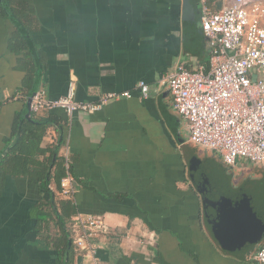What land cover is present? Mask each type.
<instances>
[{
	"label": "crops",
	"instance_id": "0c3cea01",
	"mask_svg": "<svg viewBox=\"0 0 264 264\" xmlns=\"http://www.w3.org/2000/svg\"><path fill=\"white\" fill-rule=\"evenodd\" d=\"M12 3L32 12L24 23L35 57L27 49L13 50L17 27L2 13L0 0V155L13 141L16 115L30 111L33 93L28 95L25 80L38 62L44 68L33 92L42 87L52 99L66 94L72 80L78 101L98 103L108 92H132L94 112L68 116L62 111L68 124L59 154L68 145L84 214L101 216L110 228L93 239L94 256L74 248L75 264H259L251 256L263 239L228 251L207 223L201 194L189 176L193 154L186 148L192 142L186 121L174 109L168 88L159 84L181 62L209 67L200 1ZM208 3L216 9L221 5L219 0ZM140 80L150 85L148 98L137 90ZM58 137L57 129L49 127L42 146H51ZM50 188L61 197L55 183ZM42 196L47 193L33 178L7 176L0 194V264L54 263L56 251L41 236L33 215ZM49 228L58 235L54 223ZM152 234L155 242L147 243Z\"/></svg>",
	"mask_w": 264,
	"mask_h": 264
},
{
	"label": "built area",
	"instance_id": "2783aa9c",
	"mask_svg": "<svg viewBox=\"0 0 264 264\" xmlns=\"http://www.w3.org/2000/svg\"><path fill=\"white\" fill-rule=\"evenodd\" d=\"M201 28L210 48L209 67L192 68L185 62L159 82L168 88L177 113L186 121L189 139L206 150L217 152L232 166L264 164V0H219L216 9L208 0H199ZM137 90L143 98L150 85L140 80ZM131 91L108 92L98 103L78 101L75 82L67 93L49 98L44 88L30 97V111L63 109L68 116L76 111L94 112L112 99L131 97ZM68 146V145H67ZM65 146L67 174L61 180L59 195L75 199L76 184ZM69 223L76 250L94 256L93 239L109 233L101 216L74 214ZM152 234L147 243L153 244ZM264 264V245L251 256Z\"/></svg>",
	"mask_w": 264,
	"mask_h": 264
},
{
	"label": "trees",
	"instance_id": "16d2710c",
	"mask_svg": "<svg viewBox=\"0 0 264 264\" xmlns=\"http://www.w3.org/2000/svg\"><path fill=\"white\" fill-rule=\"evenodd\" d=\"M22 6L20 3L14 7L12 0H1L2 13L12 19L17 27V33L13 35L11 45L13 50L19 53L27 49L26 54L32 57L35 45L28 36L29 26L27 30L24 23L27 14L28 21L31 19L32 12L29 8L27 10ZM39 56L40 61L43 60L44 54L41 53ZM43 68L42 62H38V66L34 64L30 68L25 80V87L29 89L28 95L34 93L36 80ZM62 111L63 109H53L47 116L39 117L34 113H32L34 115L28 116V109H25V112L16 115L12 128L13 141L0 155V194L3 192L8 175L33 178L42 192L47 193L46 197L42 196L39 199L33 210V215L41 236L52 244L56 251L53 264H75V245L71 238L68 222L74 214L84 213V211L77 194H75L74 200L64 199L58 197L57 193L50 188V185L55 183L59 191L61 180L67 174L65 157L59 154L65 141L64 131L68 124V119L62 115ZM51 126L57 129L59 137L51 146L43 147L42 141ZM70 167L72 172V164ZM51 223L57 227L58 235L51 234L49 228Z\"/></svg>",
	"mask_w": 264,
	"mask_h": 264
},
{
	"label": "water",
	"instance_id": "95a60500",
	"mask_svg": "<svg viewBox=\"0 0 264 264\" xmlns=\"http://www.w3.org/2000/svg\"><path fill=\"white\" fill-rule=\"evenodd\" d=\"M188 171L201 194L206 221L223 249L237 252L262 240L264 208L252 202L250 190H236L220 171L203 162L200 156L188 159Z\"/></svg>",
	"mask_w": 264,
	"mask_h": 264
},
{
	"label": "rangeland",
	"instance_id": "374dc122",
	"mask_svg": "<svg viewBox=\"0 0 264 264\" xmlns=\"http://www.w3.org/2000/svg\"><path fill=\"white\" fill-rule=\"evenodd\" d=\"M186 148L192 150V157L199 158V155L201 154L200 157L203 159V162H207L220 171L224 177L232 183V186L235 189L240 187L244 182H256L255 184L250 185V188H246L252 192V202H256L257 204H260V207L264 208V164L256 165L250 162L247 165H239L232 168L223 161L217 152L213 150L203 149L193 142L186 145ZM68 227H71L69 222ZM262 239L264 240V237Z\"/></svg>",
	"mask_w": 264,
	"mask_h": 264
},
{
	"label": "flooded vegetation",
	"instance_id": "af4514ba",
	"mask_svg": "<svg viewBox=\"0 0 264 264\" xmlns=\"http://www.w3.org/2000/svg\"><path fill=\"white\" fill-rule=\"evenodd\" d=\"M255 183H256V182H254V181L244 182V183H242L241 186L238 187L236 190H238L239 192H241L242 190H246V189H247L246 187L250 188V185L255 184ZM248 190H249V189H248Z\"/></svg>",
	"mask_w": 264,
	"mask_h": 264
}]
</instances>
